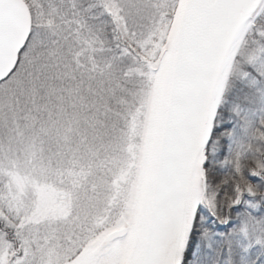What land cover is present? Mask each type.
Masks as SVG:
<instances>
[{"label":"snow or ice","instance_id":"snow-or-ice-1","mask_svg":"<svg viewBox=\"0 0 264 264\" xmlns=\"http://www.w3.org/2000/svg\"><path fill=\"white\" fill-rule=\"evenodd\" d=\"M0 264H264V0H0Z\"/></svg>","mask_w":264,"mask_h":264}]
</instances>
